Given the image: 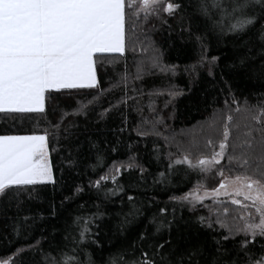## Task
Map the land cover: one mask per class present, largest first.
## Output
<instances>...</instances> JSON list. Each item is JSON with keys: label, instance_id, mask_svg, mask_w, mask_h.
I'll return each instance as SVG.
<instances>
[{"label": "trees", "instance_id": "obj_1", "mask_svg": "<svg viewBox=\"0 0 264 264\" xmlns=\"http://www.w3.org/2000/svg\"><path fill=\"white\" fill-rule=\"evenodd\" d=\"M175 2L186 5L189 0ZM127 11L125 52L96 54L97 88L47 93L44 112L0 113V135L47 134L54 180L27 186L31 196L24 198L22 210L18 211L15 204L0 207V261L44 264V253L55 255L58 248L71 247L70 241L65 240L69 235L66 225L78 215L92 216L97 206L102 215L92 220L88 240L81 246V258L85 260L84 253L99 261L101 247L106 254L114 245L135 239L149 219L154 215L160 218L161 208L167 209L163 218L170 222V227L166 224L156 238L161 242L171 239L173 245L181 247L197 243L212 246L213 237L223 231L218 225H214L213 231L199 224V217L210 215L209 207L213 213L222 214L227 207L229 217H236L234 208L227 203L205 202L193 209L172 199L191 190L204 180L205 174L192 171L187 165L174 164L175 156L183 155L189 145L183 143L185 139L181 142L171 138L217 116L215 127L207 124V131L195 138L197 147L191 148V158L196 159L210 156L222 140L227 116L247 123L244 102L247 99L256 104L258 96L264 97V83L250 80L242 70L232 67L234 62L238 63L236 53L243 41L234 43L233 37L220 35L218 30L205 31L204 17L195 8H182L171 17L161 11L158 17L150 16L147 21L143 13L136 17L133 10ZM197 35L203 37L202 42L195 39ZM153 55L161 57L165 71L151 67ZM202 55L209 61L213 56L219 60L215 66L201 67ZM140 61H144V70L137 79ZM210 66L213 75H209ZM93 97L98 99L89 103ZM233 97L239 103H232ZM113 105L116 107L101 115ZM158 119L162 122L156 123ZM55 124H60V128H55ZM243 130L242 126L239 131L230 129V141H235ZM165 136L170 138L169 142ZM209 140L212 146H206ZM70 144L75 162L72 166L67 160ZM177 144L183 148L178 149ZM98 155L103 157L102 166L98 165ZM129 164L133 165L131 169L127 167ZM114 165L121 167L120 173L111 172ZM254 167H243L235 161L229 165L225 158L211 175L217 177L220 170L228 176L264 179ZM105 173L116 175V182L109 179L102 181L100 188L95 187ZM208 180L210 185L216 181L212 176ZM77 187L82 189L80 193L75 192ZM112 189L116 195L110 194ZM129 196L134 197V206L141 209L142 215L130 217L132 222L121 231L117 226L122 215L133 207ZM25 216L30 218L26 222ZM149 230L155 229L149 225ZM74 235L78 238V231ZM92 239L100 247L91 244ZM37 241L40 243L36 249L30 248ZM18 249L25 251L16 256Z\"/></svg>", "mask_w": 264, "mask_h": 264}, {"label": "snow or ice", "instance_id": "obj_2", "mask_svg": "<svg viewBox=\"0 0 264 264\" xmlns=\"http://www.w3.org/2000/svg\"><path fill=\"white\" fill-rule=\"evenodd\" d=\"M182 8H195L204 17L205 31H219L220 35H230L233 42L239 44L234 69L244 72L250 80L264 83V0H197L193 4L189 0L184 5L175 0H0V113H32L44 112L46 94L52 91L71 89H95L98 87L96 71L97 53H119L126 50L128 11L139 17L143 13L144 20L150 16H159L162 11L168 16H175ZM183 17H181V21ZM166 23L167 21H162ZM195 39L202 42L203 37ZM219 57L213 56L209 61L202 55L200 66L205 64L215 66ZM151 67L165 71L161 57L153 55L150 58ZM209 75H213L212 67ZM144 70V61L137 65L136 78L139 79ZM195 70V66H193ZM127 83V75L123 77ZM93 97L89 103L97 100ZM256 104L244 102V124L242 135L235 141H230V129L240 130L241 125L229 115L224 123L219 151H213L210 158H197L195 163L191 158V148L197 147L195 139L189 142V148L184 149L182 158L174 160L175 165H187L192 171L210 172L214 166L221 165L227 158L229 165L233 161L243 167L255 165L254 171L259 177H264V97H257ZM227 103V101H226ZM232 103H239L235 97ZM86 105H81V108ZM112 107L105 109L110 112ZM236 111H239L237 109ZM162 122L158 119L156 123ZM59 129L60 124L53 125ZM215 127V121L209 124ZM67 131V129H65ZM123 131V129H121ZM160 135V133H156ZM138 135L142 133L138 132ZM166 142L170 138L164 137ZM174 137L171 138L174 141ZM206 146H212L209 140ZM72 145H69L67 157L69 166L72 160ZM177 148H183L177 144ZM231 149V151H229ZM115 151V149H113ZM48 136L44 135H0V207H11L22 210L25 197L31 196L27 186L53 182V169L49 162ZM131 159V158H130ZM103 157L98 155V165L102 166ZM173 164H169L172 168ZM128 169L133 167L129 164ZM144 169L141 168V173ZM112 173H120L121 167L113 166ZM223 175V173H220ZM163 176V173H161ZM116 182V175L105 173L95 182L100 188L102 181ZM240 178L238 177L237 180ZM247 192L237 190V195H243L245 200L252 202L255 215L247 214L233 217L229 223V210L224 208L223 214L213 213L198 219L202 227L216 231L212 246L206 243L195 245H173L171 239L161 242L156 237L170 222L163 217L167 212L161 208V216H153L148 225L135 239L114 245L106 254L101 247V258L94 260L88 253L87 259L81 258L82 245L88 240L90 224L98 215H102L97 206V212L90 217L78 215L66 225L71 247L65 245L58 248L56 254L44 253V264H264V179L244 177L242 181ZM203 185L198 184L192 191L180 197L193 206L203 204L209 196L220 195L219 189H227L224 182L212 193L198 195ZM123 189H121L122 191ZM81 188L75 189L80 193ZM116 195V190H109ZM224 194H227L226 192ZM107 195V194H106ZM172 199H177L173 197ZM133 207L122 215L118 228L123 231L132 219L142 215L141 209L134 206V197H128ZM232 204L240 201L232 199ZM84 206L81 205V208ZM213 215L215 219H213ZM24 221L30 218L25 216ZM149 225L154 227L150 232ZM78 231V238L74 233ZM17 234L19 231L17 230ZM31 245L33 250L39 245ZM91 244H97L96 239ZM231 244L229 247L228 245ZM25 249L15 253L20 256ZM4 264H15V260L4 261Z\"/></svg>", "mask_w": 264, "mask_h": 264}, {"label": "rangeland", "instance_id": "obj_3", "mask_svg": "<svg viewBox=\"0 0 264 264\" xmlns=\"http://www.w3.org/2000/svg\"><path fill=\"white\" fill-rule=\"evenodd\" d=\"M217 119H218V117L214 116V117L210 118L209 121H207L205 124L197 125L198 127L193 128L191 130H187V131L182 132V133L180 132L177 134V137L175 139L177 141L181 140V142H183L182 139H185L186 141H184L183 143H187V145H189L190 139H193V138L197 139L200 135H203L207 131V127L209 126V124L212 123L213 121H216ZM234 120L238 121L242 127L244 126V123H241L242 121L240 119L235 118ZM207 124H208V126H207ZM219 143L220 142H218V145L214 147V151H219ZM211 155H212V153H211ZM211 155L210 156H200L199 158H210ZM177 158H182V155L175 156V159H177ZM196 159H193L194 163H195ZM216 167H218V165L214 166L213 169H215ZM213 169L208 173H203V174H205L204 180H202L199 183H196L194 185L193 188H195L198 184L203 185V187L200 188V190L197 194L203 196L205 192L212 193L214 190L219 189V184L221 182L226 183L228 185V187H227V189H219V191L221 193L220 195H217L214 197L209 196L203 201V203H205V202H211V203L218 202V203H224V204L227 203L232 208H234L235 211L233 210V212H235L236 217H239L241 215H247V214L255 215V207L252 205V202L249 200H245L243 195H237L236 194L237 190H241L242 192L248 191V189L244 188L242 185V181L244 180V177H246V176H243V175L228 176L226 173H223V175H221L220 170H217V174H216L217 177H214V175H211V172L213 171ZM210 176H212L213 178L216 179V181L212 185H210V183L208 182L209 181L208 177H210ZM238 177L240 178L239 180H237ZM192 189L189 190L188 192H186L185 194L190 193L192 191ZM225 192L227 194H224ZM185 194L177 197V199L180 197H183ZM232 199H236V200L240 201V203L239 204H232L231 203ZM178 200L181 201L180 199H178ZM181 202L183 204L193 208V206L188 204L187 202H185V201H181ZM198 205H201V204H197L196 206H198ZM231 215H232V212H231ZM232 222H233L232 218L229 217V223H232ZM4 261H9V259L0 261V264H4Z\"/></svg>", "mask_w": 264, "mask_h": 264}, {"label": "crops", "instance_id": "obj_4", "mask_svg": "<svg viewBox=\"0 0 264 264\" xmlns=\"http://www.w3.org/2000/svg\"><path fill=\"white\" fill-rule=\"evenodd\" d=\"M99 54V53H98ZM111 54V53H110Z\"/></svg>", "mask_w": 264, "mask_h": 264}]
</instances>
